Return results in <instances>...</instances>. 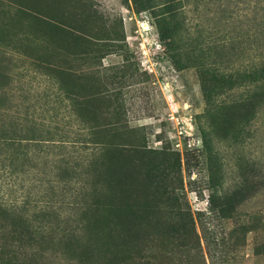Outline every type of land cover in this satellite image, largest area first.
<instances>
[{
	"label": "rangeland",
	"instance_id": "obj_1",
	"mask_svg": "<svg viewBox=\"0 0 264 264\" xmlns=\"http://www.w3.org/2000/svg\"><path fill=\"white\" fill-rule=\"evenodd\" d=\"M0 264H264V0H0Z\"/></svg>",
	"mask_w": 264,
	"mask_h": 264
},
{
	"label": "bare ground",
	"instance_id": "obj_2",
	"mask_svg": "<svg viewBox=\"0 0 264 264\" xmlns=\"http://www.w3.org/2000/svg\"><path fill=\"white\" fill-rule=\"evenodd\" d=\"M146 26V25H145Z\"/></svg>",
	"mask_w": 264,
	"mask_h": 264
}]
</instances>
